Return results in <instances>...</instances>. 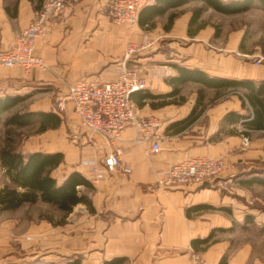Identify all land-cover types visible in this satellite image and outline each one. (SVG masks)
<instances>
[{
    "label": "crops",
    "instance_id": "0c3cea01",
    "mask_svg": "<svg viewBox=\"0 0 264 264\" xmlns=\"http://www.w3.org/2000/svg\"><path fill=\"white\" fill-rule=\"evenodd\" d=\"M110 1L80 0L64 8L46 35L35 42L34 55L45 63V71L0 67V99L22 100L1 118L29 112L52 113L61 119L57 128L42 132L32 145L22 146V152L61 154L63 161L51 176L61 183L71 172H78L92 186L86 192L91 210L76 206L64 216L63 226L56 224L57 217L48 222L37 214L38 222L28 228L32 240L26 248L31 249L22 247L20 255L0 245V264L68 260L77 264H188L192 253L201 255L207 264H219L222 258L225 264H264L259 253L254 255L255 245L259 247L264 239L263 231L260 241L237 242L236 237L250 229V214L220 189L218 181L197 188L156 187L158 171L189 159L223 161L227 169L220 179L224 181L248 172L251 162L264 160V130H249L247 119L226 118L249 113L243 97L246 91L195 81L203 75L260 84L264 82V54L249 55L231 39L223 46L213 45L219 34L202 22V15L215 11L206 8L192 18L194 10L204 8L200 0L168 9L150 28L139 27L138 20L133 28L114 24L108 14ZM41 4L42 0H0V53L12 46ZM139 35L153 46L129 63L146 82L145 90L135 93L132 102L137 117L158 120L160 152L145 156L143 148L132 142L134 129L127 127L117 147L130 174L117 171L96 177L93 166L101 165L114 151V144L80 129L71 104L59 111L55 98L70 84L112 79L127 44L140 41ZM258 60L261 64L254 65ZM182 70L190 72L189 76ZM140 93L151 98L137 105ZM250 133L260 138L244 149L241 137ZM0 174L1 189L8 178L1 169ZM3 229L5 237L0 239L5 240L8 228L2 227L0 234Z\"/></svg>",
    "mask_w": 264,
    "mask_h": 264
},
{
    "label": "built area",
    "instance_id": "2783aa9c",
    "mask_svg": "<svg viewBox=\"0 0 264 264\" xmlns=\"http://www.w3.org/2000/svg\"><path fill=\"white\" fill-rule=\"evenodd\" d=\"M151 0H111L108 4L109 18L114 24L135 27L142 8ZM80 0H42L40 10L28 26L16 37L12 46L0 53V67L21 69L30 72L33 69L45 71V63L34 55L35 42L46 35L56 23L61 12L68 5L78 4ZM153 46L151 41L129 42L123 52L122 60L115 67L114 77L110 80H83L67 86L66 91L56 96L57 109L63 111L70 103L79 128L97 135L114 144V151L107 155L101 165L93 166L96 177L99 173L110 175L117 171L130 174V169L123 161V151L117 147L121 134L127 127H132L135 136L132 142L143 148L145 156H155L160 152L157 130L159 122L154 117H137L132 102L134 93L144 91L145 78L136 67L129 63L143 50ZM261 64V60L254 65ZM147 145L148 148H144ZM241 146H249V137H241ZM101 168V169H100ZM227 167L219 159L199 157L172 165L156 173V187L167 190L175 186L197 188L223 177ZM102 171V172H101ZM220 189H225L220 184ZM188 264H207L199 254L192 253Z\"/></svg>",
    "mask_w": 264,
    "mask_h": 264
},
{
    "label": "trees",
    "instance_id": "16d2710c",
    "mask_svg": "<svg viewBox=\"0 0 264 264\" xmlns=\"http://www.w3.org/2000/svg\"><path fill=\"white\" fill-rule=\"evenodd\" d=\"M189 1L191 0H153L152 5L147 4L140 11L138 26L150 28L156 17L164 15L170 8L179 7ZM200 1L204 8L194 10L192 18H197L206 8L213 9L222 15L243 13L254 6L264 8V0ZM182 71L183 74L189 76L190 72ZM182 77L183 75L178 78V81H181ZM195 81L205 86H223L234 90L244 89L246 94L243 97L249 106V113L244 116L230 114L226 118H234V121L247 119L245 125L249 130H264V82L254 84L249 81H224L209 79L203 75L195 78ZM134 95L135 93L132 95V101ZM149 98H151L149 94L140 93V102H137V105H141L142 101ZM21 101L19 98L10 97L0 99V127L5 129L4 140L0 145V169L8 178V183H5L0 189V213L16 211L25 205L30 206L37 202L55 208L64 216L70 214L78 205H84L88 210H91V203L86 192L91 191L92 186L81 174L71 172L61 183L51 176L52 171L63 161L61 154L23 153L12 140V128H26L37 124L39 132L42 133L47 129L57 128L61 123V119L52 113L24 112L10 115L5 119L1 118L4 112L15 107ZM242 107H245L244 101ZM237 179L242 187L260 186L264 188V167L258 170L250 169L248 172L238 175ZM262 231L264 232V229ZM209 239H211V235L204 242H208ZM46 264H77V261L68 260L62 263ZM219 264H225V258H222Z\"/></svg>",
    "mask_w": 264,
    "mask_h": 264
},
{
    "label": "rangeland",
    "instance_id": "374dc122",
    "mask_svg": "<svg viewBox=\"0 0 264 264\" xmlns=\"http://www.w3.org/2000/svg\"><path fill=\"white\" fill-rule=\"evenodd\" d=\"M202 17V22L205 25H209L214 30V34H219V38L213 45L223 46L226 41L231 39L234 43L237 42L240 49L247 52L249 55L264 54V8L255 6L246 12L231 16L210 11L203 14ZM139 36L140 41L137 39L138 44L146 40L149 41L145 36ZM150 49L151 48L143 50L141 53L149 51ZM28 103L29 101L23 103V105H20L18 108L21 110L23 106H26ZM4 130L5 129L0 127V145L4 140ZM40 134L42 133L39 132L37 124L26 128L11 129L12 140H14L16 146L21 150L22 146L26 144L32 145L33 142H36L37 136ZM249 136V146L251 141H256L260 138L257 137V135L251 136V133ZM249 146L244 149H248ZM247 166H253L251 169L256 168L258 170L264 167V160H260V162H251ZM2 176L3 175L0 174V183L2 181ZM239 179H237V177L232 178L231 181L216 179L211 183L218 181L219 185L224 184V192L236 200L235 202L242 211H247L248 214H250V229L245 232V234L237 236L236 239L238 243L244 241L254 243L256 239L259 241L261 240L262 237H260V234L264 229V188L260 186H252L249 188L242 187L239 185ZM39 213L41 214L42 221L51 222L50 217H57L56 224L60 226L64 225V215L55 208L44 204L25 205L16 211L0 213V229L5 226L8 228L7 239L3 240L5 237L3 234L5 229H3L2 234H0V237L3 238L0 239L2 240L0 241V245L4 247V249L8 248L10 253H17L20 255L24 252L21 250L22 247L24 248L25 246L26 250L31 249V247L26 248V242H30L31 244L32 240V233L28 231V228L31 227L32 223L38 222L36 216H38L37 214ZM255 247L257 251L254 252V255L259 253L258 257L264 262V239L259 243V247H257V245H255ZM14 256L16 255L14 254Z\"/></svg>",
    "mask_w": 264,
    "mask_h": 264
}]
</instances>
